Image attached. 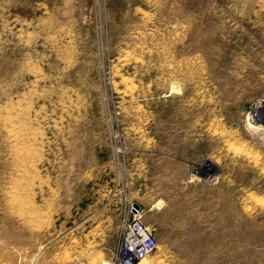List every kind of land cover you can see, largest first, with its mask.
<instances>
[{
  "label": "rangeland",
  "instance_id": "1",
  "mask_svg": "<svg viewBox=\"0 0 264 264\" xmlns=\"http://www.w3.org/2000/svg\"><path fill=\"white\" fill-rule=\"evenodd\" d=\"M132 206L137 264H264V0H0V264H101Z\"/></svg>",
  "mask_w": 264,
  "mask_h": 264
},
{
  "label": "built area",
  "instance_id": "2",
  "mask_svg": "<svg viewBox=\"0 0 264 264\" xmlns=\"http://www.w3.org/2000/svg\"><path fill=\"white\" fill-rule=\"evenodd\" d=\"M131 211L133 217L127 224L125 243L117 253L108 256L101 264H137L157 248L156 236L152 227L145 222L141 208L132 206Z\"/></svg>",
  "mask_w": 264,
  "mask_h": 264
},
{
  "label": "bare ground",
  "instance_id": "3",
  "mask_svg": "<svg viewBox=\"0 0 264 264\" xmlns=\"http://www.w3.org/2000/svg\"><path fill=\"white\" fill-rule=\"evenodd\" d=\"M146 257L142 258V259H145Z\"/></svg>",
  "mask_w": 264,
  "mask_h": 264
}]
</instances>
